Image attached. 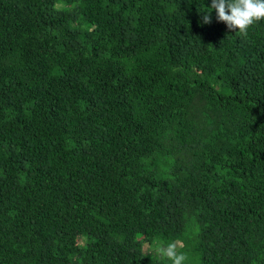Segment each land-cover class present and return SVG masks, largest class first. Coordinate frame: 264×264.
I'll use <instances>...</instances> for the list:
<instances>
[{
    "label": "trees",
    "instance_id": "1",
    "mask_svg": "<svg viewBox=\"0 0 264 264\" xmlns=\"http://www.w3.org/2000/svg\"><path fill=\"white\" fill-rule=\"evenodd\" d=\"M210 3L0 0V264H264V19Z\"/></svg>",
    "mask_w": 264,
    "mask_h": 264
},
{
    "label": "clouds",
    "instance_id": "2",
    "mask_svg": "<svg viewBox=\"0 0 264 264\" xmlns=\"http://www.w3.org/2000/svg\"><path fill=\"white\" fill-rule=\"evenodd\" d=\"M211 11H203V23L211 22V13L214 10L216 20L224 22L230 30L246 32L249 26L264 19V0H211L208 6ZM158 253L171 261V264H183L185 256L177 252V245L169 243L166 248L156 247Z\"/></svg>",
    "mask_w": 264,
    "mask_h": 264
},
{
    "label": "rangeland",
    "instance_id": "3",
    "mask_svg": "<svg viewBox=\"0 0 264 264\" xmlns=\"http://www.w3.org/2000/svg\"><path fill=\"white\" fill-rule=\"evenodd\" d=\"M188 238H189V234L187 232H185L182 240L176 244L177 248L179 246H183L187 242ZM149 245H150L149 242H145L144 247L147 249L149 247Z\"/></svg>",
    "mask_w": 264,
    "mask_h": 264
}]
</instances>
